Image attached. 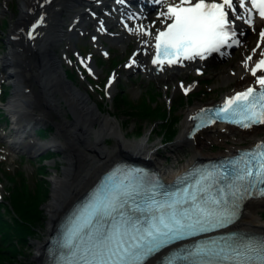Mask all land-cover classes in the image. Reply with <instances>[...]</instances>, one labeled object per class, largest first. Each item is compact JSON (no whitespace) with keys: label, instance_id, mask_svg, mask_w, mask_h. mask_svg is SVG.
Returning a JSON list of instances; mask_svg holds the SVG:
<instances>
[{"label":"snow or ice","instance_id":"snow-or-ice-1","mask_svg":"<svg viewBox=\"0 0 264 264\" xmlns=\"http://www.w3.org/2000/svg\"><path fill=\"white\" fill-rule=\"evenodd\" d=\"M164 7L156 15L166 18L162 22L166 26L155 30L152 41L155 53L151 62L158 66L165 61L181 63L183 57L203 58L213 50L221 51L222 45L239 44L237 21L251 26L253 9L264 18V0H176ZM46 16L39 15L31 25L28 35L33 40L40 35L37 29L46 24ZM136 30L148 32L143 25ZM259 36L264 37V26ZM251 55L241 61L245 67ZM129 63L136 61L130 57ZM257 69H264V48L250 71L255 74ZM112 79L109 76V82ZM256 83L259 90L249 85L224 97L222 106L214 109L215 115L245 128L264 124V75L256 76ZM204 119L212 122L210 116ZM233 163L236 166L231 172L198 170L174 192L162 191L158 182L139 169H118L69 219L57 241L56 264H146L161 252L160 264H264V238H239L233 232L202 236L227 229L241 218L246 201L264 197V140Z\"/></svg>","mask_w":264,"mask_h":264},{"label":"rangeland","instance_id":"rangeland-1","mask_svg":"<svg viewBox=\"0 0 264 264\" xmlns=\"http://www.w3.org/2000/svg\"><path fill=\"white\" fill-rule=\"evenodd\" d=\"M20 1L5 0L8 12H0V89H3L0 93V102L2 104L12 96V86L7 82L5 84V77L1 70V56L10 49L9 33L11 30L12 33H15L13 30L17 28L14 22L21 12ZM5 2L0 0V9L3 10L2 5ZM111 8L98 5L92 10L96 16L107 21L111 19V28L108 30L110 33H124L128 38L119 41L113 39V36L102 34L101 30L98 31L94 26L95 20L89 19L81 32H78L74 37L75 39L62 40L58 43L60 48L55 49V52L60 55L67 78L89 95L96 103L98 110L116 116L121 121L122 127L128 132L129 139L133 141L145 139L149 145L158 147L160 150L159 169L174 172L173 166L179 167L185 164L192 156L191 147L188 144L177 143L187 109L213 104L235 88L244 87V83L239 86L235 85L238 76L223 81L221 74L227 69L240 71V62L251 53V48L256 49L260 44V42L257 43L258 38L261 39L259 36L260 27L258 25L250 27L242 21L241 23L247 29L244 31L241 43L222 55L208 57L207 62L197 67L200 69L199 72L196 71L197 68L191 67L192 60H190L180 64L175 70V75H171L168 74L170 71L163 69L154 72V66L148 65L147 53L136 51L138 36L136 30L133 29L135 21L126 17L130 29H133L131 32L123 29L124 26L120 24L113 26L112 19L119 17L120 12L114 15L115 10ZM165 10L161 5H158L147 13L150 41L155 29L161 27L162 22L166 20L165 17H158L156 13ZM104 11L112 17L107 16ZM63 16L65 17L66 14ZM137 22L140 21L137 20ZM130 57L136 60L137 65L129 63ZM254 58L257 57L251 55L248 58L246 61L248 66ZM82 60L84 63H81ZM90 63L94 67L91 72L87 68L91 65ZM243 66L244 70L241 72L245 71V64ZM241 75L239 74V78ZM109 76L113 77L111 82L108 80ZM185 88L187 91L184 90ZM145 104H148L149 107L152 106V109L155 108L154 111L143 114L142 109ZM157 108H159L158 111H155ZM68 116L73 118L72 113H69ZM58 120L60 119L58 118ZM42 122V127L37 129L40 138L45 141L54 135L57 127L54 120ZM10 125V115L0 105V132L4 130L9 133ZM43 127L46 128L45 131H41L44 129ZM203 137L206 144L202 150L207 155L218 156L229 147L252 146L251 142L254 139L264 137V124L251 133L233 130L226 136L211 134L209 137ZM93 139H95L94 136ZM108 143L113 144L114 139L110 138ZM66 156L63 147L56 146L54 149L49 148L30 157L23 152L14 151L0 137V220L2 217L7 224L11 223L9 225L13 226L11 236L5 237L6 235H1L3 230L0 232V264H39L34 255L37 252L36 242H44L49 237L47 230L50 217L46 212L45 205L50 200L51 178L54 173L61 175L63 167L69 165ZM14 195L20 203L28 202L32 197L40 203L41 219L36 216L32 220L28 214L21 210V216L25 220L22 225L28 230L22 238L18 237V232L15 230L17 211L12 209L9 211ZM39 212L37 211L38 215ZM259 213L264 219V207ZM17 219L19 220V218Z\"/></svg>","mask_w":264,"mask_h":264},{"label":"bare ground","instance_id":"bare-ground-1","mask_svg":"<svg viewBox=\"0 0 264 264\" xmlns=\"http://www.w3.org/2000/svg\"><path fill=\"white\" fill-rule=\"evenodd\" d=\"M175 1L176 0H165L164 3ZM20 2L21 12L16 22H14L17 28L13 30V32H15L14 34L12 30L9 33V35L13 34L11 37L17 42L16 47L12 49L11 46L10 51L5 52L1 56V60L3 59L4 62H11V59H14L16 63H19L18 66L14 67L13 71L16 76L20 77L21 85L25 86L32 100L27 104L25 102V95L16 98H14L13 95L6 104L0 102V105L8 108L10 117L13 120V126L9 133L2 130L0 135L6 138L5 141L14 151L18 149L33 150L37 143H39L38 147L48 146L53 149L56 146L63 147V151L67 155L66 161L69 165L63 167L61 175L58 173L52 174L50 200L45 205L47 208L46 212L50 217L47 235L51 236L52 231L59 224L61 218L65 216L67 211L81 199L85 193L93 188L105 173L119 164L122 159L130 156L148 162L159 169L158 157L160 155V150L158 147L149 145L145 139L138 141L129 139L128 132L122 127L121 121L116 116L99 111L96 103L86 92L82 91L73 83L71 86L68 85L67 81L62 76V66H56L57 60H54L52 56L51 49H59V41H71L75 39L74 36L76 37L77 33L81 32L89 19L95 20L93 24L98 31L101 30L102 34L111 35L113 39L119 41L128 38L124 33H110L108 31L111 28V19L107 21L100 16L94 15L92 9L94 7L96 8L98 5H102L104 0H50V3L47 4L44 3V0H21ZM107 3L108 4H105L107 6H111L112 4L109 3V1H107ZM164 3H161L163 9H165ZM6 4L7 2L2 5L3 10L0 9L1 13L8 12ZM114 5V9L116 10L118 6L116 4ZM68 11H70V14L64 17L63 15ZM45 13H47L46 21L48 20L49 23L41 25L40 28L37 29L40 35L33 40L28 35V32L31 30V25L36 22L39 15ZM128 14L126 10H121L120 20L114 23L113 26L118 24L127 25V31H129V22L125 20ZM79 17L80 19H78ZM76 18L78 21L74 22ZM251 18L253 24L250 27L258 25L261 28L264 26V18L260 17L255 11H253ZM137 19L141 21H135L134 30L137 29L138 25H143L149 30L146 12L140 14ZM64 20L67 22L66 26H63ZM241 22L242 21H237V38L240 40V43L243 40L242 36L244 31L247 29ZM70 25L75 26V28L80 25V29L74 30L72 35H67V30L71 29L69 27ZM60 27L65 29L63 33L61 29L57 30V28ZM240 28H243L244 31H239ZM21 29H23V31H21ZM102 30L105 31V33H103ZM135 32L138 36V47L136 51L147 53L148 65L150 67L155 66V64L151 62V56L154 54L152 41L155 38V31L152 33L153 38L151 41L148 37L149 32L145 33L137 30ZM141 40H147V44L149 45L142 44ZM260 48H264V37H261L260 44L255 52H253V48H251L252 56L257 58H254L250 62L251 64L248 68L246 67L245 71L241 72L244 70V63L240 62V71H234L233 69L224 70L221 74L222 80H231L238 76L235 83L236 86L243 83L245 84L244 87L248 84H258L256 83V76L264 75V69H257L254 74L250 71V68L251 65L259 59ZM14 50H16V52ZM61 50L63 51V48H61ZM37 56L40 60L42 59L43 62L41 61L38 64L37 59H35ZM207 61L208 56L203 58L199 57L198 60L193 59L191 67H200ZM180 64L182 63L178 64L174 62L169 66H160V69L168 70L170 71L168 74L175 75V70L178 69L177 67H179ZM131 65H137V63ZM7 66L13 67L14 65L8 64ZM58 68H60V71ZM239 74H242L240 78ZM38 76L42 80H47L46 84L48 82V88L44 90V93H39L40 91L37 89ZM240 89L242 88L237 87L234 90ZM200 109L201 107L187 109L182 130L177 140L178 144L184 143L191 147L192 156L190 159L179 167L173 166L174 172L159 169L163 178L169 182L175 179L172 178V176H180L196 166L200 161L229 156L243 148L240 146L229 147L218 156L207 155L202 150V147L206 144V140L203 136L209 137L211 134L226 136L228 132H233V130H242V133H251L259 128V126L240 128L238 126L236 127L230 124L217 122L210 125L205 130H198L191 135L190 133L194 121V117L191 116L195 115ZM69 113L73 114V118H69ZM35 118H38L39 121L41 120L40 122L49 121L50 119L55 121L57 130L50 139L38 142V138H34V135L31 134L29 128L36 122ZM58 118L60 120H58ZM260 125L263 124L260 123ZM93 136L95 139H93ZM110 138L114 139V143L111 145L108 143ZM261 140H264V137L261 139H254L251 143L254 145ZM263 207L264 197L249 199L242 210L241 218L236 222L237 228L245 231L264 232V219L261 218L262 214L259 213ZM48 244L49 239L44 242H36L37 252L34 257L39 264H45V252L48 248ZM153 262L154 261H150L148 264H153Z\"/></svg>","mask_w":264,"mask_h":264},{"label":"water","instance_id":"water-1","mask_svg":"<svg viewBox=\"0 0 264 264\" xmlns=\"http://www.w3.org/2000/svg\"><path fill=\"white\" fill-rule=\"evenodd\" d=\"M70 13H68L67 15H69ZM78 19H80V18H78ZM77 19V20H78ZM28 20V19H27ZM76 20V21H77ZM75 21V22H76ZM49 22H48V20H47V22H46V24H48ZM63 25H66V20H64V23H63ZM47 26V25H46ZM40 28V27H39ZM58 29H61V32L63 33L64 32V29L62 28V27H60V28H57V30ZM73 30L74 29H72V30H70L69 32H68V35H72L73 34ZM14 34V33H13ZM12 34V35H13ZM41 34H42V32H41ZM11 34H10V37H9V39H10V44H11V46H12V49H15V47H16V41L14 40V38H12L11 36H12ZM58 38H60V37H58ZM55 49H57V48H52L51 49V51H52V56H53V58H54V60L56 59L57 60V63H56V66H59V65H61L62 66V76H63V78L67 81V83H68V85H72V81L69 79V78H67V76H66V73H65V70H64V67H63V65H62V62H61V59L59 58V56H58V54L55 52ZM15 52H16V50H14ZM35 59H37V62H38V64L42 61V59L40 60V58L37 56V58H35ZM43 62V61H42ZM9 63V62H8ZM8 63H5V64H3V70H6V68H7V65H8ZM10 64L12 65H14L13 66V69H14V67H16V66H18V64L19 63H16L15 61H14V59H11V62H10ZM55 68V67H54ZM13 69H12V71H10V72H8L7 74H6V78L7 79H9V78H14V81L12 82V85H13V90H12V94H14V98H16V97H19V96H21V95H25L26 96V99H25V102H27V104H29V100L27 99L28 97H30L29 96V93H28V91H27V89L25 88V86H23V85H21V83H20V81H21V79H20V77L19 76H16L15 75V72L13 71ZM59 69V71H60V68H58ZM47 81V80H46ZM46 81L43 79H41L39 76H38V78H37V86L40 88V92L39 93H44V90L45 89H47L48 88V86H47V84H48V82H47V84H46ZM42 123H38V125H41ZM29 151H36V154H39V153H42L44 150L42 149V148H38V146H35L34 148H33V150H29ZM28 153H30V152H28ZM33 155V154H32ZM35 155V154H34ZM135 160H138V159H135Z\"/></svg>","mask_w":264,"mask_h":264},{"label":"trees","instance_id":"trees-1","mask_svg":"<svg viewBox=\"0 0 264 264\" xmlns=\"http://www.w3.org/2000/svg\"><path fill=\"white\" fill-rule=\"evenodd\" d=\"M155 109V108H154ZM154 109H152V106H148V104H145V106H143V114H148L149 111L153 112ZM159 108H157L155 111H158ZM46 129H42L41 131H45ZM141 135V133H140ZM139 137V136H137ZM12 203L10 202L9 206V211L12 210H16L17 211V216L15 217L16 219V231L18 232V237L22 238L23 234L27 233L28 230H26L25 226L22 225L23 222H25V220L22 218L21 214L22 211L25 212L26 214H28L29 218H31L32 220H34L36 218V216H38V219L42 218L41 213L39 212V208H40V203L38 202L37 199H35L34 197H32V199H30L28 202L25 203H20L17 199V197L14 195L13 199L11 200ZM22 210V211H21ZM37 211L39 212V215L37 213ZM19 218V220L17 219ZM11 223L6 222V220H4V218L1 217L0 220V232L2 231L1 235H6L5 237L11 236L12 231H13V226L9 225Z\"/></svg>","mask_w":264,"mask_h":264},{"label":"flooded vegetation","instance_id":"flooded-vegetation-1","mask_svg":"<svg viewBox=\"0 0 264 264\" xmlns=\"http://www.w3.org/2000/svg\"><path fill=\"white\" fill-rule=\"evenodd\" d=\"M71 80V79H70ZM72 81V80H71ZM73 82V81H72ZM74 84V83H73ZM37 89L40 91V88L37 86ZM29 101H31L32 100V98L31 97H28L27 98ZM27 103V102H26ZM39 118V117H38ZM41 119V118H40ZM41 121V120H40ZM43 123V122H42Z\"/></svg>","mask_w":264,"mask_h":264}]
</instances>
